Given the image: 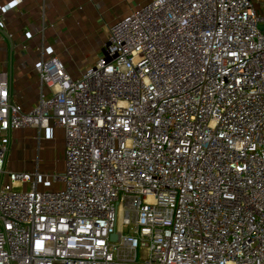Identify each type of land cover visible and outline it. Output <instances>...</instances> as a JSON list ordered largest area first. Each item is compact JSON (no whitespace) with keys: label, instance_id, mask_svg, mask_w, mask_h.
Returning a JSON list of instances; mask_svg holds the SVG:
<instances>
[{"label":"built area","instance_id":"obj_1","mask_svg":"<svg viewBox=\"0 0 264 264\" xmlns=\"http://www.w3.org/2000/svg\"><path fill=\"white\" fill-rule=\"evenodd\" d=\"M105 50L73 78L47 49L30 112L0 72V264H264L263 1L147 0ZM53 127L63 173L7 170Z\"/></svg>","mask_w":264,"mask_h":264},{"label":"crops","instance_id":"obj_2","mask_svg":"<svg viewBox=\"0 0 264 264\" xmlns=\"http://www.w3.org/2000/svg\"><path fill=\"white\" fill-rule=\"evenodd\" d=\"M146 2L0 0V72L9 75L12 100L24 112H30L41 95L49 94L36 69L41 60L49 58L47 49H52L53 54L65 63L73 78H79L101 56L111 26ZM5 7L6 12L3 13ZM11 149L19 161V164H10L8 156L7 170L11 172L38 171L42 175H51L60 174L65 169V135L61 128L16 131L12 133ZM54 150L57 152L55 160ZM43 159L46 162L44 168L41 166ZM59 188L55 184L39 185L40 191Z\"/></svg>","mask_w":264,"mask_h":264},{"label":"rangeland","instance_id":"obj_3","mask_svg":"<svg viewBox=\"0 0 264 264\" xmlns=\"http://www.w3.org/2000/svg\"><path fill=\"white\" fill-rule=\"evenodd\" d=\"M106 52V50H105V48H103V51H102V53H105ZM9 156V161H10V164L11 163H18L19 164V161L18 160H16L15 158H14V152L12 151V149H11V151H10V154L8 155ZM54 160L57 158V152L54 150ZM52 159V158H51ZM45 159H43V160H41V166L44 168V166H45ZM16 166V165H15ZM18 167V166H17ZM6 168H7V166H6ZM13 169L14 170H19V169H21V168H15V167H13ZM21 171H22V169H21ZM44 173V172H43ZM63 173V172H62ZM61 174V173H60ZM40 190V189H39Z\"/></svg>","mask_w":264,"mask_h":264},{"label":"water","instance_id":"obj_4","mask_svg":"<svg viewBox=\"0 0 264 264\" xmlns=\"http://www.w3.org/2000/svg\"><path fill=\"white\" fill-rule=\"evenodd\" d=\"M112 239L115 241L117 239L116 235H113Z\"/></svg>","mask_w":264,"mask_h":264}]
</instances>
